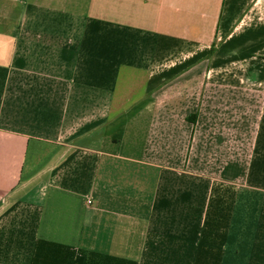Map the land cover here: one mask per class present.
I'll return each instance as SVG.
<instances>
[{"label":"crops","instance_id":"crops-1","mask_svg":"<svg viewBox=\"0 0 264 264\" xmlns=\"http://www.w3.org/2000/svg\"><path fill=\"white\" fill-rule=\"evenodd\" d=\"M0 264H264V0H0Z\"/></svg>","mask_w":264,"mask_h":264}]
</instances>
